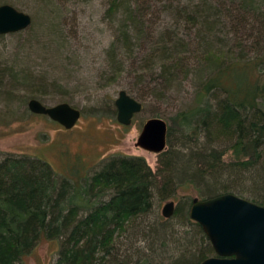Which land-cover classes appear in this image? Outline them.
Here are the masks:
<instances>
[{
	"label": "trees",
	"instance_id": "trees-1",
	"mask_svg": "<svg viewBox=\"0 0 264 264\" xmlns=\"http://www.w3.org/2000/svg\"><path fill=\"white\" fill-rule=\"evenodd\" d=\"M253 1L162 0L171 24L155 27L138 0H108L105 84L129 73L146 90L136 95L143 107L148 96L161 98L192 75L198 80L173 114H151L165 119L167 128L155 171L140 156L114 153L70 180L38 158H0V264H19L40 239L57 244L51 264H154L137 249L134 262L116 258L115 243H165L169 217L156 216L151 227L143 222L154 199L174 197L179 188L190 187L202 199L233 193L264 206V9ZM246 26L248 37L238 38V28L241 33ZM48 85L62 87L31 83L24 101L41 102ZM95 106L93 116L115 114L112 103ZM190 203L189 197L179 201L170 217L195 225L199 238L186 240L178 258L155 264H197L214 255L189 217Z\"/></svg>",
	"mask_w": 264,
	"mask_h": 264
},
{
	"label": "rangeland",
	"instance_id": "rangeland-1",
	"mask_svg": "<svg viewBox=\"0 0 264 264\" xmlns=\"http://www.w3.org/2000/svg\"><path fill=\"white\" fill-rule=\"evenodd\" d=\"M138 1L144 7L150 25L159 27L170 23L167 12L162 10V0ZM2 2L28 14L31 21L19 32L0 35V71L5 72L0 79V158L7 154L38 158L48 163L56 174L70 180L90 174L89 168L114 153L140 156L155 171L159 165L157 154L134 145L142 123L156 110L163 113V118L173 114L198 77L192 75L189 80L176 83L161 98L148 96L145 106L126 126L115 120V114L93 116L90 111L96 108L97 101L113 104L120 89L141 103L142 99L136 95L146 93L145 88L135 84L127 72L116 81L105 84L102 74L104 49L111 33V26L104 17L108 0ZM253 5L264 9V0H254ZM245 28L241 33L238 28L237 34L241 35L238 38L248 37L250 27ZM231 35L235 37L234 33ZM37 81H55L62 85L45 86L41 103L50 106L64 101L78 108L81 115L72 128L64 129L47 117L28 111V99L24 101L23 91ZM195 196V190L189 187L177 189L174 197L161 202L154 199L151 213L143 223H149L151 227L156 216L161 221L165 219L160 210L167 201L172 200L175 208L179 201ZM165 226V243L147 239L136 241L130 248L122 240L115 243V257L127 255L134 262L137 249L146 253L154 264L160 258L170 262L181 255L187 243H196L199 238L197 227L180 218L169 217ZM186 240L190 241L185 243ZM56 248L55 241L40 239L19 264H51Z\"/></svg>",
	"mask_w": 264,
	"mask_h": 264
},
{
	"label": "water",
	"instance_id": "water-1",
	"mask_svg": "<svg viewBox=\"0 0 264 264\" xmlns=\"http://www.w3.org/2000/svg\"><path fill=\"white\" fill-rule=\"evenodd\" d=\"M30 16L13 6L0 4V35L15 33L30 24ZM115 120L128 125L141 110L140 101L120 89L113 99ZM29 112L43 115L64 129L72 128L81 112L67 102L47 106L36 98L26 101ZM166 123L149 117L142 123L135 146L154 154L166 149ZM173 213L172 200L161 207L160 214L168 218ZM189 217L198 223L206 235L214 255L197 264H264V206L224 193L210 198L191 199ZM116 264H124L119 261Z\"/></svg>",
	"mask_w": 264,
	"mask_h": 264
}]
</instances>
